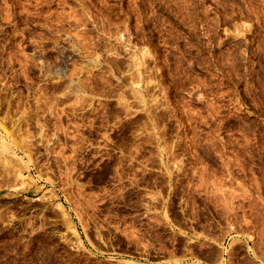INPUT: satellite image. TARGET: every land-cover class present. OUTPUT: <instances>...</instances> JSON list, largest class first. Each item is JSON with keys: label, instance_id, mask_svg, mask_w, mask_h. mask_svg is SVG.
Here are the masks:
<instances>
[{"label": "rangeland", "instance_id": "obj_1", "mask_svg": "<svg viewBox=\"0 0 264 264\" xmlns=\"http://www.w3.org/2000/svg\"><path fill=\"white\" fill-rule=\"evenodd\" d=\"M263 221L264 0H0V264H264Z\"/></svg>", "mask_w": 264, "mask_h": 264}, {"label": "bare ground", "instance_id": "obj_2", "mask_svg": "<svg viewBox=\"0 0 264 264\" xmlns=\"http://www.w3.org/2000/svg\"><path fill=\"white\" fill-rule=\"evenodd\" d=\"M71 79H72V78H71ZM80 85H81V84H80ZM2 140H3V139H2ZM6 144H7V143H6ZM20 147H21V146H20ZM2 155H3V154H2ZM2 155H1V156H2ZM5 157H6V156H5ZM5 157H4V158H5ZM2 159H3V158H2ZM10 159H11V158H10ZM5 161H6V160H5ZM5 161H4V162H5ZM4 162L2 161L3 164H4ZM10 165H11V163H10ZM8 166H9V165H8ZM8 166L5 165V166H2V167H5V168H6V167H8ZM11 167H13V166H11ZM5 168H4V169H5ZM2 169H3V168H2ZM5 170H6V169H5ZM6 171H8V168H7ZM6 171H4V172H6ZM9 171H11V170H9ZM2 173H3V172H2ZM6 174H7V173H6ZM9 174H10V172H9ZM214 196H215V195H214ZM145 204H146V203H145ZM153 208H154V207H153ZM226 209H227V208H226ZM228 209H229V208H228ZM63 213H64V212H63ZM165 215H166V214H165ZM263 222H264V221H263ZM239 223H240V222H239ZM262 230H263V229H262ZM134 238H135V237H134ZM137 239H138V238H137ZM139 243H140V242H139ZM185 245H186V243H185ZM138 246H139V245H138ZM184 248L186 249V247H184ZM219 250H220V249H219ZM169 251H170V250H169ZM172 251H173V250H172ZM217 252H218V251H217ZM219 252H220V251H219ZM173 253H174V252H173ZM221 254H222V251H221V253L218 255V257H221V258H222ZM172 257H173V255H172ZM215 257H216V256H215ZM177 260H178V258H177ZM171 261H172V260H171ZM219 261H220V260H219Z\"/></svg>", "mask_w": 264, "mask_h": 264}]
</instances>
